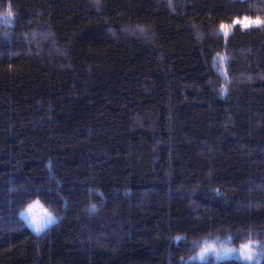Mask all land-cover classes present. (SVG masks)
<instances>
[{"label": "trees", "instance_id": "obj_1", "mask_svg": "<svg viewBox=\"0 0 264 264\" xmlns=\"http://www.w3.org/2000/svg\"><path fill=\"white\" fill-rule=\"evenodd\" d=\"M9 9L0 264H264V24H233L264 18V0ZM33 198L61 217L41 234L17 217ZM249 242L257 263L200 258Z\"/></svg>", "mask_w": 264, "mask_h": 264}, {"label": "clouds", "instance_id": "obj_2", "mask_svg": "<svg viewBox=\"0 0 264 264\" xmlns=\"http://www.w3.org/2000/svg\"><path fill=\"white\" fill-rule=\"evenodd\" d=\"M13 15L14 13L10 9L0 13V16L4 17L2 21L3 24L6 26L11 25ZM46 167L50 168L51 162H48ZM90 207H95V205H90ZM25 215H27V217L29 218V221L32 225V231L35 234H41L42 230L45 228V225L49 220L58 223L59 219L61 218L54 206L47 204L40 198H33L31 200H28L20 209H18V219L22 220ZM212 247H214V244L209 243L206 248L209 249ZM249 252H252L251 248H249Z\"/></svg>", "mask_w": 264, "mask_h": 264}, {"label": "rangeland", "instance_id": "obj_3", "mask_svg": "<svg viewBox=\"0 0 264 264\" xmlns=\"http://www.w3.org/2000/svg\"><path fill=\"white\" fill-rule=\"evenodd\" d=\"M247 20L248 21H256V20L264 21V18H261V19H247ZM241 21H243V20H241ZM241 25H243V24H241ZM254 25H258V24L249 23L248 27H251V26H254ZM24 217H25L26 221L32 227L27 215H25ZM54 222L55 221H51L50 223H46L45 228H47L48 226H50ZM244 245L248 246L247 250H244V248H243ZM244 245L240 246V249L237 251L238 253H235L236 251L234 249H232L231 247L227 246V245L214 244V247H212V252L207 253L206 256H208V257L212 256L214 258H221L223 255L232 256V255H236L237 254L238 256H240L245 261L252 262V263L259 262L260 251L258 249V244L254 243V242H249V243H246ZM249 248L252 249L251 253L249 252ZM219 256H221V257H219Z\"/></svg>", "mask_w": 264, "mask_h": 264}, {"label": "snow or ice", "instance_id": "obj_4", "mask_svg": "<svg viewBox=\"0 0 264 264\" xmlns=\"http://www.w3.org/2000/svg\"><path fill=\"white\" fill-rule=\"evenodd\" d=\"M236 23H241L244 25V27H248L249 23L251 24H264V21H261V20H256V21H248L247 18H245V20L243 21H234L233 24H236ZM228 28L231 27V25L227 26ZM221 30L224 31V34L227 35V30H226V26L225 25H221ZM51 220H49L47 223H50ZM177 239H180V238H177ZM244 250H247L248 249V246L247 245H244L243 246ZM208 248H204L202 250V252L200 253V258H203L204 257V254L206 252H208Z\"/></svg>", "mask_w": 264, "mask_h": 264}]
</instances>
